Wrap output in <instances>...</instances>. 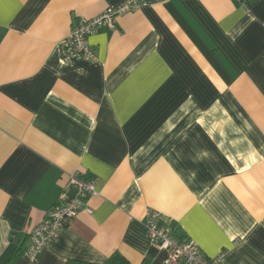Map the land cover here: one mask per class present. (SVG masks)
<instances>
[{
	"label": "crops",
	"instance_id": "1",
	"mask_svg": "<svg viewBox=\"0 0 264 264\" xmlns=\"http://www.w3.org/2000/svg\"><path fill=\"white\" fill-rule=\"evenodd\" d=\"M123 1L0 0V256L75 177L95 194L16 264H166L153 212L207 259L264 264V0H139L63 64L72 24Z\"/></svg>",
	"mask_w": 264,
	"mask_h": 264
},
{
	"label": "built area",
	"instance_id": "2",
	"mask_svg": "<svg viewBox=\"0 0 264 264\" xmlns=\"http://www.w3.org/2000/svg\"><path fill=\"white\" fill-rule=\"evenodd\" d=\"M246 6V0H237ZM139 0H124L117 6L107 8L102 14L91 19H81L72 24L69 35L60 42L61 62L70 64L74 61L93 62V49L88 38L101 28L114 29L115 19L121 15L138 9ZM69 188L73 197L69 203L56 205L46 214L41 223L28 233V244L23 249L21 257L28 262H34L44 249L54 242L62 229L77 216L85 207L88 195H94V183L85 182L72 177ZM152 244L166 252V264H221V258L207 259L193 241H177L165 226L158 213H150L146 223Z\"/></svg>",
	"mask_w": 264,
	"mask_h": 264
},
{
	"label": "trees",
	"instance_id": "3",
	"mask_svg": "<svg viewBox=\"0 0 264 264\" xmlns=\"http://www.w3.org/2000/svg\"><path fill=\"white\" fill-rule=\"evenodd\" d=\"M28 241V235L25 237L14 236L8 244L5 251L0 256V264H16V261L21 257V253L25 248V243ZM66 264H92L80 261H69ZM103 264H130L120 253L112 254ZM142 264H147L144 261Z\"/></svg>",
	"mask_w": 264,
	"mask_h": 264
}]
</instances>
